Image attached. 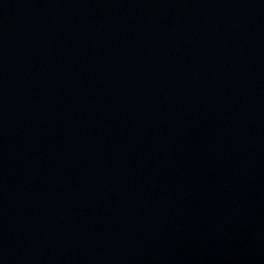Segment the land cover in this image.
Returning a JSON list of instances; mask_svg holds the SVG:
<instances>
[{
  "label": "water",
  "instance_id": "1",
  "mask_svg": "<svg viewBox=\"0 0 264 264\" xmlns=\"http://www.w3.org/2000/svg\"><path fill=\"white\" fill-rule=\"evenodd\" d=\"M0 264H264V0H0Z\"/></svg>",
  "mask_w": 264,
  "mask_h": 264
}]
</instances>
